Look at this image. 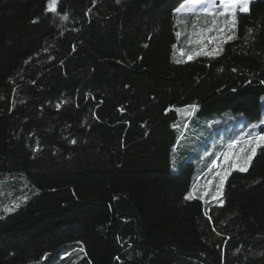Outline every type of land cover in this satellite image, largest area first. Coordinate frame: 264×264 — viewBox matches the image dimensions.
Segmentation results:
<instances>
[{
  "label": "trees",
  "instance_id": "trees-1",
  "mask_svg": "<svg viewBox=\"0 0 264 264\" xmlns=\"http://www.w3.org/2000/svg\"><path fill=\"white\" fill-rule=\"evenodd\" d=\"M186 1L0 0V264H264V146L215 200L167 169L175 109L259 118L264 0Z\"/></svg>",
  "mask_w": 264,
  "mask_h": 264
},
{
  "label": "rangeland",
  "instance_id": "rangeland-1",
  "mask_svg": "<svg viewBox=\"0 0 264 264\" xmlns=\"http://www.w3.org/2000/svg\"><path fill=\"white\" fill-rule=\"evenodd\" d=\"M187 3L188 0L181 5V13L206 14L200 12L198 6L194 12L184 8ZM224 10L227 14L230 11L217 0L214 12H210L226 13ZM260 111L259 118L249 119L245 113L231 110L199 117L195 114L196 108L175 109L176 118L172 126L179 132L171 143L167 169L172 172L190 169L191 177L198 179L199 183L192 196L203 200L218 199L222 196L228 175L241 171L243 167L248 169L250 163L246 165V157L251 155V149L255 148L256 154L264 146V140L258 139L264 136V95Z\"/></svg>",
  "mask_w": 264,
  "mask_h": 264
},
{
  "label": "snow or ice",
  "instance_id": "snow-or-ice-1",
  "mask_svg": "<svg viewBox=\"0 0 264 264\" xmlns=\"http://www.w3.org/2000/svg\"><path fill=\"white\" fill-rule=\"evenodd\" d=\"M57 0H49V5L48 8L50 11L55 12V8L54 5L56 4ZM117 2H119V0H117ZM216 2L217 0H188V3L183 5L184 8L189 9L190 11H196L197 6L199 7V11L202 13H206V14H211L210 10H212L214 12L215 10V6H216ZM219 3L221 6H224L226 10L228 11V14L231 15L232 13H234L237 8L239 9V11L241 12H247L249 10L248 6L250 4V0H219ZM176 11L178 13L181 12V8H177ZM64 20H67L68 17L65 15L62 17ZM179 35V33H178ZM181 54H183V52H181ZM192 57L189 56V59H191ZM190 108L195 109L197 106L196 105H191L188 106ZM258 139L260 140H264V136L259 137ZM72 143H75V141H72ZM256 149L252 148L251 149V155H248L246 157V165L248 163H250L255 155ZM241 171H246L247 167H243L240 168ZM189 199H191V195H189V197H187ZM213 199H216V197H213ZM19 205H16V207H18ZM6 212H11L13 211V208H6L5 209Z\"/></svg>",
  "mask_w": 264,
  "mask_h": 264
},
{
  "label": "crops",
  "instance_id": "crops-1",
  "mask_svg": "<svg viewBox=\"0 0 264 264\" xmlns=\"http://www.w3.org/2000/svg\"><path fill=\"white\" fill-rule=\"evenodd\" d=\"M249 6H250V5H249ZM180 7H181V6H180ZM180 7H179V8H180ZM248 8H249V7H248ZM224 12H226V11L224 10ZM177 13H178V12H177ZM180 13H181V12H180ZM226 13H227V12H226ZM244 13H245V12H244Z\"/></svg>",
  "mask_w": 264,
  "mask_h": 264
}]
</instances>
